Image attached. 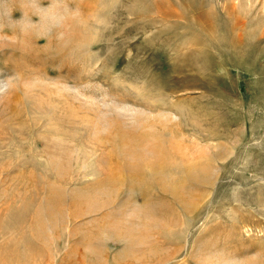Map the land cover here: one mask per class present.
<instances>
[{
	"label": "rangeland",
	"instance_id": "rangeland-1",
	"mask_svg": "<svg viewBox=\"0 0 264 264\" xmlns=\"http://www.w3.org/2000/svg\"><path fill=\"white\" fill-rule=\"evenodd\" d=\"M0 264H264V0H0Z\"/></svg>",
	"mask_w": 264,
	"mask_h": 264
},
{
	"label": "bare ground",
	"instance_id": "bare-ground-1",
	"mask_svg": "<svg viewBox=\"0 0 264 264\" xmlns=\"http://www.w3.org/2000/svg\"><path fill=\"white\" fill-rule=\"evenodd\" d=\"M132 166V165H131ZM136 169V168H135ZM138 170V169H137ZM132 171V170H131ZM134 173V172H133ZM135 173H136V171H135ZM136 175H139L138 173H136ZM134 176V175H133ZM135 177V176H134ZM133 178V177H132ZM134 180V179H133Z\"/></svg>",
	"mask_w": 264,
	"mask_h": 264
}]
</instances>
